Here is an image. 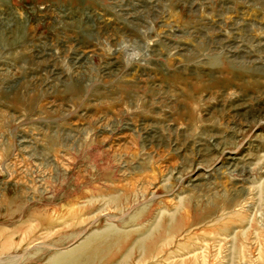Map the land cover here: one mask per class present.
Wrapping results in <instances>:
<instances>
[{
  "label": "rangeland",
  "instance_id": "374dc122",
  "mask_svg": "<svg viewBox=\"0 0 264 264\" xmlns=\"http://www.w3.org/2000/svg\"><path fill=\"white\" fill-rule=\"evenodd\" d=\"M114 178L186 223L111 264H264V0H0V257L104 226L68 206Z\"/></svg>",
  "mask_w": 264,
  "mask_h": 264
},
{
  "label": "bare ground",
  "instance_id": "6f19581e",
  "mask_svg": "<svg viewBox=\"0 0 264 264\" xmlns=\"http://www.w3.org/2000/svg\"><path fill=\"white\" fill-rule=\"evenodd\" d=\"M68 90L73 92L75 88L69 85ZM86 151L87 154L86 158H84V163L94 168V166H96L95 162L98 153L91 149H87ZM111 154L115 155V153H111L108 150H106L104 154L106 166L110 168L111 172L118 171V158L116 156L112 158ZM150 179L152 178H149V180ZM136 181L137 179L135 180V185H133V181H130L127 185L120 184L116 186V178H114L110 180L109 185L106 186V193L92 195V197L88 198L86 197L85 205H80L76 200H74L75 202H71L68 206L71 211L70 219H74L75 217L79 218L82 214H87L85 213L87 207L97 198L104 199L106 201V208L113 209L116 212L106 220L104 226L88 232L75 246L65 250L54 251L47 258L45 263H35L40 260L41 256L43 257L42 248L39 247L38 250H27L23 254H13L11 253L13 245L12 242H10L12 237L9 236L5 242L1 243L2 257H0V259H2V261L0 260V264L129 263L136 251L140 253L136 262L145 260L148 262L156 261L154 260L156 257L153 254V250L157 242L163 238L171 237L181 228L183 223H186L185 220L182 219V217H185L184 213H182L185 209V200H179V202L173 206V209H169L167 206L162 209L157 208V211H161L154 214L151 212L153 203H151L150 200H139L140 191L137 190ZM118 182L121 183L119 180ZM141 193H143V191ZM60 197L61 195L59 193L57 198ZM208 212V210L203 212L202 219L196 216L195 221H204L206 219L205 215ZM179 216L182 217L179 219ZM219 218L220 217L216 219ZM244 218L245 217L242 215L239 217L241 221H243ZM229 228L230 227L226 224L222 227L224 230H228ZM16 231H19L18 227ZM69 237L72 239L73 235ZM60 240L62 239L56 240L54 245H51V248L60 245L57 244ZM24 255H26V257ZM20 261L23 263H20Z\"/></svg>",
  "mask_w": 264,
  "mask_h": 264
}]
</instances>
